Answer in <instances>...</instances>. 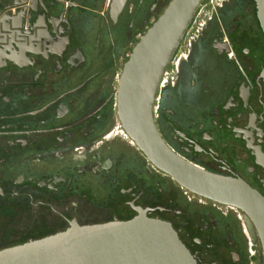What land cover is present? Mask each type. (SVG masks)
I'll use <instances>...</instances> for the list:
<instances>
[{
	"label": "flooded vegetation",
	"instance_id": "flooded-vegetation-1",
	"mask_svg": "<svg viewBox=\"0 0 264 264\" xmlns=\"http://www.w3.org/2000/svg\"><path fill=\"white\" fill-rule=\"evenodd\" d=\"M169 1L0 0V250L143 211L198 264H260L244 212L179 185L119 119L114 60ZM263 70L254 0H201L153 122L180 158L264 197Z\"/></svg>",
	"mask_w": 264,
	"mask_h": 264
},
{
	"label": "water",
	"instance_id": "water-1",
	"mask_svg": "<svg viewBox=\"0 0 264 264\" xmlns=\"http://www.w3.org/2000/svg\"><path fill=\"white\" fill-rule=\"evenodd\" d=\"M125 0H114L118 6ZM201 0H170L132 47L117 80L122 127L147 159L189 191L244 212L264 264V197L241 179L221 177L186 162L164 143L153 122L163 72ZM264 32V0H254ZM264 76V70H263ZM0 264H198L165 221L143 211L127 221L72 225L63 232L0 250Z\"/></svg>",
	"mask_w": 264,
	"mask_h": 264
},
{
	"label": "rangeland",
	"instance_id": "rangeland-1",
	"mask_svg": "<svg viewBox=\"0 0 264 264\" xmlns=\"http://www.w3.org/2000/svg\"><path fill=\"white\" fill-rule=\"evenodd\" d=\"M166 5V4H165ZM165 5H163L162 6V8L160 9V12L163 10V8L165 7ZM159 12V13H160ZM154 21V19H152L151 18V21H150V24H151V22H153ZM149 27V24L147 25V27H145L144 28V31L146 30V28H148ZM132 47L133 46H127V47H123V59H116V60H114L115 62H114V64H113V67H112V69L114 70V72L112 71L111 72V74H110V77H111V80H113V75H114V73H115V71H118L119 73H120V71H121V69H122V66H123V64H124V62L127 60V58H128V55L130 54V52H131V49H132ZM118 60V61H117ZM112 73H113V75H112ZM112 75V76H111ZM116 82H115V84L113 83L112 85H111V87H112V89L113 88H116ZM257 251H259V247L257 246ZM252 262H253V264H259V260L258 259H256V260H252Z\"/></svg>",
	"mask_w": 264,
	"mask_h": 264
},
{
	"label": "built area",
	"instance_id": "built-area-1",
	"mask_svg": "<svg viewBox=\"0 0 264 264\" xmlns=\"http://www.w3.org/2000/svg\"><path fill=\"white\" fill-rule=\"evenodd\" d=\"M233 207V206H232Z\"/></svg>",
	"mask_w": 264,
	"mask_h": 264
}]
</instances>
